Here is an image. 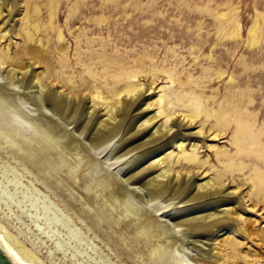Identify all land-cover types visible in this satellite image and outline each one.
Returning <instances> with one entry per match:
<instances>
[{
  "label": "rangeland",
  "instance_id": "1",
  "mask_svg": "<svg viewBox=\"0 0 264 264\" xmlns=\"http://www.w3.org/2000/svg\"><path fill=\"white\" fill-rule=\"evenodd\" d=\"M8 3H0V57L6 60L0 66V87L12 84L11 91L4 90L8 100L0 96V132L11 135L0 138V222L45 264H264V181L258 179L264 178V0ZM58 34L64 48L70 47L69 63L63 67L59 59L65 51ZM99 60H111L107 77L124 71L141 85L128 112L125 129L130 133L156 114L160 96L176 104L174 128L163 142L184 140L186 154L195 155L197 165L175 171L191 172L187 178L196 185L211 182L210 196L187 201L189 192L176 200L167 196L148 201L139 184L128 178L156 159L148 161L159 142L117 162L127 150L124 146L150 140L163 116L134 139L121 133L98 148L88 144L74 123L27 101L36 88L21 81L35 74L40 82L54 83L52 92L63 98L69 94L60 81L87 89L79 98L90 107L92 87H117L110 77L104 86ZM84 65L96 72L97 82L84 79ZM121 97L128 105L132 101ZM194 100L201 113L189 126L181 115L190 113L183 106ZM103 109L96 108V116ZM245 123L254 144L244 142V151H238L236 127ZM201 128L202 134L195 135ZM169 152L178 149L171 146ZM122 185L129 196L110 197ZM135 210L149 218L144 223L133 219ZM223 210L229 211L230 222L220 232L213 229L212 240L192 234L183 224L208 213L220 216ZM142 224L154 225L156 233L143 235ZM159 240L165 252L154 254L146 242Z\"/></svg>",
  "mask_w": 264,
  "mask_h": 264
},
{
  "label": "bare ground",
  "instance_id": "2",
  "mask_svg": "<svg viewBox=\"0 0 264 264\" xmlns=\"http://www.w3.org/2000/svg\"><path fill=\"white\" fill-rule=\"evenodd\" d=\"M9 1L10 0H0V3L3 5L4 4L6 5V4H10V3H8ZM34 28L36 29V26ZM27 37L29 38L28 35H27ZM57 40H58V44L61 43L60 45H62L61 34H58ZM63 45H62L61 51L64 50L65 52L63 53L61 59H59V62L61 63V65L64 63V65H62V67L65 66V64L69 63V61H68V59H69L68 50L70 49V47H68V46L64 48ZM92 56L93 55L90 54L86 57L87 59H89L88 60L89 62H90V59L93 58ZM1 57H0V66H3L5 64L6 60H4L5 57H4V59ZM91 61H93V60H91ZM110 61H108V60H106L104 62L100 61V63H99V64H101V68L103 69L102 72L104 73V74H102L103 75L102 78L104 80V86H108V78L110 77L112 82L117 87H113L111 89H107V87H105V88L92 87L91 90L89 91L90 92L89 103L91 105L88 108L85 107L84 103H82L81 99L79 98L81 93L87 91V89H85L83 87H79V86L69 88L67 85L68 83H70L69 81L68 82L60 81L61 88L67 87L66 90H68L67 93L69 94L68 98H65V97L63 98L62 95L54 94V92H52V88H53L52 86L55 85L54 83H53V85H50L46 82H42V81L40 82V79H38L39 80L38 81L36 78H33L35 74H31L29 76V77H31L30 79H29V77H24L23 80L21 81L22 84H23V82L25 84L27 83L28 87H30V88L31 87L36 88L35 94L30 96L27 101H32L33 104L38 106L39 110L43 111L44 109L48 108V110L51 112V114L53 116H57V117L61 118L63 120V122L74 123L75 127L78 126V130L80 131L79 134L87 135V142L92 147L101 146V145L105 144L106 142L111 141L112 139H115L116 136L121 134V133H123L124 135H127L130 133L129 129H125V126L127 124V117L129 114L128 112L134 107L133 105L136 103V101H138L137 100L138 97H136V95L138 94L137 93L139 91L138 88L140 89L141 85L134 84V82H131L130 79L136 78V77L130 76L128 74V72H126L127 74L124 71L121 72L119 70L118 66L117 67H118V70L120 72L114 73L113 75L107 77L106 75L109 73L108 70L110 68ZM60 70H62V69H60ZM51 71L52 70H50V72ZM10 72L13 73V70L9 71L8 73H10ZM84 72L88 76V77H85L84 79L89 78V80H92L93 82H97L100 79V78L98 79L96 77V75H97L96 72H94V70L92 68H90V66H88V65H84ZM116 72H117V70H116ZM52 73H49L50 77L53 76ZM7 75H10V74H7ZM24 75H27V74L24 73ZM50 77L49 78L47 77V79H50ZM20 80H21V78H20ZM33 82H36V85L32 86ZM11 85H7V87L5 85H4V87H0V96L4 99V101H7L8 96H9V95L5 94L4 90L7 92L11 91V88H12ZM102 85H103V83H102ZM83 86H85V85H83ZM149 90H151V89H149ZM123 94L127 95V97L129 96V99L132 100V101H130L131 103L129 105H128V103H123L121 101L122 100L121 96ZM73 97L75 99H72ZM77 99H80L79 102ZM108 100H110V101L108 102ZM157 104H159V110L156 112V114L155 115L153 114L154 116L148 117L145 120H143L142 122H140L139 125H136L135 131L131 132L129 134V136H130V138L134 139V137H136L138 134H141L142 132L147 130L149 127H150V129H152L155 126L154 121L157 119L158 116H163L164 121H161L162 123L159 124L157 127L155 126L156 127L155 130L152 133H150V135H149L150 140L143 141V142H141L137 145H133V146H132L133 142H131V144H127L126 146H124L123 149H127V150L126 151L124 150L125 153L120 156V160H118L117 162L124 161V159L122 158L123 156H127L128 154L138 150L139 148H142V147L149 145L151 143H154V142H159V146H157V148L155 150H153L154 153H156V155L154 157H150L148 159V161H150L152 158H156V159L154 161H152L148 166L138 170L137 172L132 174L130 176V178H128L130 180H133L132 182L134 184H139V188H141L142 191L143 190L145 191L148 201L154 202V201L160 200L161 198H165L167 196H170L171 197L170 199L176 200V199H179L181 196H183L189 192H191L192 197L187 201H193L196 199H202L204 197L210 196L211 193L209 190L213 189V187H214V185L211 182H205L203 184L196 185L192 181H190V179L187 178V177H189L191 172L184 171L182 174L181 171H175L176 167H180L183 165H197V158L195 155L190 156V155L186 154L185 145L183 144L184 140L177 139V138H171L168 142H166V143L163 142L164 138L168 134H170L174 128V125H172V124H173V115L175 114V112L173 111L172 108H174L176 104L173 103L171 100L164 98L163 96H160L158 98ZM100 107H104L103 110L105 112L103 115L98 117V116H96L95 110H96V108H100ZM183 107L189 108L190 113L189 114H182L181 115V121L184 123H187L189 126H191V124L200 116L201 105L199 102L190 101L187 106H183ZM145 110H147V107ZM103 117H104V119H102ZM141 119H142V117H139V119L136 123H138ZM8 125L9 124H7V126ZM247 126L248 125L245 123V124H239L236 127V134H235L236 136L234 138V141H236L235 145L237 146L238 151H244V149H243V147H244L243 143L244 142L247 143V146H249L252 141H253V143H251V144H254L255 138H253L252 135L249 134V127H247ZM7 130H9V129H7ZM4 131H6V130H4ZM64 134L65 133H63V135ZM194 134L197 136H200L202 134V128L199 129ZM12 135H14V134H12ZM54 135H55V137H57L60 134L55 132ZM68 135L69 134H67L66 136L68 137ZM8 136L9 135L6 132H0V138L1 139L7 140ZM23 137H25V136H23ZM15 138H17V137H15ZM15 138H13V139H15ZM213 138H216V136L214 135ZM57 139H59V138H57ZM59 142H60V140H59ZM27 143L29 144V142H27ZM61 144L63 145L64 143L61 142ZM72 144H75V143L72 142ZM30 146H31V144H30ZM37 146L40 147V149L46 150V148L43 145L39 146V143L37 144ZM171 146H175L178 149V153L173 154L172 152H169L171 150ZM254 146H256V145H254ZM19 147L17 146L16 148H19ZM76 147H78V146L76 145ZM117 147H119V146H117ZM76 149L77 148H75V149L72 148L70 151L73 152ZM102 150L104 152V149H102ZM246 151H247V149H246ZM248 151H249V149H248ZM256 151L258 153L261 152L260 149H258ZM31 155H32V151L30 152V156ZM146 155L149 157V153ZM30 156L28 157V160L31 161V163H33ZM136 162L138 163L139 161L137 160ZM133 163L134 162L130 163V165H133ZM40 166L41 165L37 166V168L39 170H40ZM127 166H129V165H127ZM154 169H157L158 171H153ZM258 179H259V182H261V183L264 181V178L262 176H260ZM257 184H258V182H257ZM258 186H260V185H258ZM206 189H208V191L204 192L203 190H206ZM126 191L127 190L124 189V187L122 185L121 188L119 190L114 191L112 193V196H110V197H115L116 199L117 198H122V199L127 198L129 195ZM130 193L136 194V191L132 190V192H130ZM108 196H109V193H108ZM171 204H173V203H169V204H167V206H164L163 208L165 209V208L169 207ZM214 204H216V203H214ZM214 204L213 205L211 204L212 205L210 207L211 211H213L214 208L216 207ZM163 208H162V210H163ZM214 213L215 212L208 213V214L202 215V216L192 217L191 219L185 220V222L183 224L187 225V229L192 234H195V235L196 234H198V235L202 234L205 237H207L209 240L210 239L212 240V235L214 234L212 230L216 229V233L220 232V231L224 230V229H222V227L225 226L226 223L230 222V218L228 217V213H229L228 210H223V212H221L220 216L216 215L217 218L213 216V215H215ZM148 218H149L148 214L143 213L140 210L134 211V218L133 219H136V220L144 223ZM207 218H208V220H207ZM177 227H180V225H178ZM177 227H175V228H177ZM155 228L156 227L154 225H143L140 233H142L143 235L149 234V235L153 236V234L156 233ZM142 234H140V235H142ZM159 242H160V240H159ZM0 243L3 246V248L6 250L8 255L17 264H45L41 259H39L36 256L35 252H32V250L25 247L24 244L18 239V237L16 235H13L8 230V228L4 224H2L1 222H0ZM160 243L156 242L153 245L151 243V241H147L146 246L152 247L151 250L153 251L154 254H156V253L160 254L162 252H165V249H166V247L164 246L165 244L163 245L162 243L161 244Z\"/></svg>",
  "mask_w": 264,
  "mask_h": 264
},
{
  "label": "water",
  "instance_id": "3",
  "mask_svg": "<svg viewBox=\"0 0 264 264\" xmlns=\"http://www.w3.org/2000/svg\"><path fill=\"white\" fill-rule=\"evenodd\" d=\"M0 264H17L6 252L0 243Z\"/></svg>",
  "mask_w": 264,
  "mask_h": 264
}]
</instances>
